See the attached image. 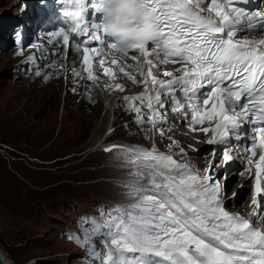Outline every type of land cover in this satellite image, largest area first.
<instances>
[{
  "label": "snow or ice",
  "instance_id": "6c2138e0",
  "mask_svg": "<svg viewBox=\"0 0 264 264\" xmlns=\"http://www.w3.org/2000/svg\"><path fill=\"white\" fill-rule=\"evenodd\" d=\"M247 2L56 0L60 25L39 47L65 61L74 48L82 70L56 60L48 67L71 72L78 86L85 79L99 83L94 65L108 78L106 89L127 91L116 82L120 74L143 86L141 93L123 96L126 110L144 138L171 141L166 153L105 148L124 153L135 179L124 185L132 202L109 210L103 223L93 221L80 242L100 264H264V228L255 226L264 220V11L247 10ZM74 38L80 39L73 45ZM50 78L45 75V82ZM169 113L189 132L210 134L206 142L222 146L221 159L213 151V163L204 169L187 162L180 141L168 135ZM237 157L247 161L246 171L254 168V219L227 210L226 176L213 174Z\"/></svg>",
  "mask_w": 264,
  "mask_h": 264
},
{
  "label": "rangeland",
  "instance_id": "374dc122",
  "mask_svg": "<svg viewBox=\"0 0 264 264\" xmlns=\"http://www.w3.org/2000/svg\"><path fill=\"white\" fill-rule=\"evenodd\" d=\"M36 3L37 0H0V252L8 264H99L98 260L91 261L82 249L84 246H81L80 242L85 239V233L81 230V227H84L83 221L103 223L109 210L131 203L129 198L121 196L128 192L124 184L129 183L124 180L133 181L135 177L127 179L126 176H114L107 172L110 165L126 162L116 152L119 150L110 154L104 152L108 154L106 157L97 156L95 153L83 155V151L88 148V141L93 137L94 126L101 123L100 134L104 131L106 119L102 120L103 113L106 116L108 114L103 111L102 101L98 102L96 119L91 120V125L83 133H77L74 128L90 119L84 112L75 108L80 97L72 98L70 117L64 118L67 110L64 106L68 99L65 72L58 81L62 88L55 96V104L47 103L48 91L42 93L41 97L40 93L35 92L34 89L44 86V83L34 80L35 73L42 71V68H38L36 64L34 68L30 64L24 65L21 60V57L31 54L34 46L23 49L20 54L19 50L13 48L11 32L19 27L20 20L25 26L32 22L27 18L35 12ZM70 56L72 55L69 54L67 61L63 57L64 62H68ZM36 77L38 78V75ZM137 88L141 89L143 86H136L133 90ZM19 93L21 96L15 98ZM87 103L92 106L96 102L87 100ZM26 105L43 107V112L31 119L34 127L19 125L21 109ZM52 109L55 114L53 129L38 151H47L48 144L56 138L63 141L74 138L77 144L65 149L51 145L50 151L41 154L30 149L26 143L32 136H41L44 124H47L45 120L48 112ZM131 117L132 115L120 117V120L114 122L116 131L107 137V143H123L124 137H131L130 134L123 136L120 131L121 124L132 120ZM112 118L113 115L110 120ZM61 120L65 121L67 128H63V134L58 136ZM158 137L157 135L156 138L152 136L151 139L142 140L146 141L147 149H152L157 146ZM209 151L210 149L205 148L197 155L200 157ZM69 155L73 157L58 160L50 165L37 163L50 162ZM216 158L221 159L220 152H217ZM31 159L35 160L30 161ZM233 170V167L227 168L218 176H227ZM115 179H123L124 182H115ZM234 182L232 179L231 189ZM115 188L117 192L120 188L117 195ZM232 193L230 192L229 198ZM245 199L238 203L240 208L236 211L245 210L242 209ZM238 205L234 204V207Z\"/></svg>",
  "mask_w": 264,
  "mask_h": 264
},
{
  "label": "bare ground",
  "instance_id": "6f19581e",
  "mask_svg": "<svg viewBox=\"0 0 264 264\" xmlns=\"http://www.w3.org/2000/svg\"><path fill=\"white\" fill-rule=\"evenodd\" d=\"M262 8H264V7H262ZM29 16L30 17L27 18L28 20H31L32 22L37 20L36 19L37 16H36L34 11ZM20 21L22 22V20H20ZM21 22H20V24H21ZM42 45H46V43H43ZM39 46H40V44L37 45L36 47L32 46L33 48H32L31 54L29 56L21 57V60H22L24 65H29L30 64V65H33V68H34L35 67L34 64H36L38 66V68L39 67L42 68V71L39 72L40 75H38V78L36 77V75H37L36 73L37 72L35 73L34 80L37 83H39V82L44 83V86H42L40 89H34V90H35L36 93H38V94L40 93L39 97H41L42 93H44L45 91H48L49 94H48V98L46 99V101H47L48 104L51 105V104H55V102H56L55 96L57 95V92H59L61 90V88H62V85L58 81L61 79V77L63 75V71L59 70V68H57V69L49 68L48 67L49 63L52 62L53 60H56L57 65H62V64L67 63V66L69 68L75 66L77 68V70H82V66L80 64L81 54L80 53H72V52H70L69 54H71L72 56H70L68 62H64V59H63L62 56H60L57 59V57L52 56L50 53L44 52ZM47 47L51 48V46H47ZM19 53L21 54V51ZM94 67L96 69V74L100 76V81L96 85H92L90 82H87L86 79H85V80H81L79 82V86H78L77 83H76V80L73 77V75L71 74V72L66 73V80H67V84L66 85L68 87V89H67L68 99L66 100L65 106H64L65 108H67V110L65 111V114H64V118L70 117L69 113H70L71 110L69 111V107H70V104L72 103V101H71L72 98L73 97H80L79 103L76 104V107L75 106L74 107L77 108L79 111L84 112L86 114V116H88V118L90 119V120L88 119L89 121L85 122L84 124L77 125L74 128V132L76 131L77 133L78 132H82L83 133V131H85V129H87L91 125V123H92L91 120L92 119L93 120L96 119L95 117L97 116V109H98V105H99L98 102L99 101L103 102V111L104 112L107 111V114H108L106 116L105 113H103L105 116L103 115V119L102 120L106 119V122L103 125L105 127H104V131H103L102 134H100V129L102 127L101 123H100L99 126H97V125L94 126V131H93V134H92L93 137H92V139H90L88 141V143H87L88 144V148L85 151H83V155L95 153L97 156L106 157L108 154L104 153L102 150H105V148L110 147L112 145H119V146H124V147L138 146V147L147 149L146 148L147 147L146 146V141L142 140V139H145L144 138V134L139 131L138 126L134 123V115L131 114L128 110H126V108L124 106V101H123V96H125V95H128V96L137 95V94H139V91L141 89L137 88L136 90H133V89H135L136 85H133L130 81H128L123 76V74H120L118 83H123L125 85L127 91L121 93V92H116V91H113V90L106 89L105 88V84H106V82H109L108 78L104 77L102 75V72L99 70V66L98 65H94ZM168 68L171 69L172 67L168 66ZM45 75H50V77H51L50 79L47 80V82H45V79H44ZM38 86H40V85H38ZM89 88L91 89L90 93L88 92ZM73 89H76V90L73 91ZM89 94L91 95V100L96 102L92 106H89V104L87 103V100H89L88 99V95ZM19 96H21V93L17 94L15 96V98H19ZM42 110H43V107L35 108L33 105L24 106V108L21 109V115H19L20 116V118L18 119L19 125L22 126V127L27 126V125H29L30 127H34V123H33V121L31 119H34L33 117H35V116L39 115L40 113H42L43 112ZM145 111H146V109H145ZM48 114L49 115H48L47 119L45 120V122L47 124H44V128L45 129L42 127L43 131H44V132H42V134L44 133V135L41 134V136H32V137L29 138L28 142L26 143L27 145L30 146V149H32L33 151L40 152L41 154H46L47 151L51 150L50 149L51 145H55L53 147L58 146L57 148L60 147V149H65V148H68V147H71V146H74L75 144H77V143H75L76 139H74V138H71V139H68V140L65 139L66 141H63L61 139H57L56 138L55 140H53V142L48 144L49 148L47 149V151H46V149H44L42 151H38V148L44 142H46L47 137H49V134L51 133V131L53 129V124H54L53 121L55 119L54 110L53 109L50 110L48 112ZM77 115H80V114H77ZM112 115H113V118L110 120ZM129 115H132V117H131L132 120H130V121L128 120L127 123L121 124L120 131L123 132V136L130 134L131 137H129V138L124 137L123 140H125V141L123 143H118V142H116V143H107V140H106L107 137L112 135L116 131L114 129V127H113L114 124H115L114 122L117 119H119L120 117L121 118H126ZM170 120L173 121V122L176 121L175 117H170ZM63 128H67V126H66L65 121L61 120L60 126H59L58 136L60 134H63L62 133L63 132ZM196 133L200 134L201 132H196ZM168 135L173 137V138H175L176 140H180L181 141V143H182L181 147H183L184 150L188 154V161L187 162L195 165L196 167H198L200 169H204V168L208 167L211 163H213L214 158L211 159V156H210L209 153H207V154L204 153L202 156L198 157L197 153H200L201 151H204L205 148L201 149V150H196V151L192 150L194 148L200 147L203 143H205L207 141V139L210 137V135L209 136L202 135L201 138H203V141L201 143L197 144L198 136H194V137L180 136L179 129L176 127V125H173V129H172L171 132L168 133ZM153 137L156 138L157 135H153ZM141 141H143V142L141 143ZM79 142H81V141H79ZM156 142H157V146H154V144H153V146L156 149H158L160 152H165L166 153V152L169 151L168 145L171 143V141L169 139L161 138L159 136L156 139ZM115 150H119V151H116V152H118L120 158H124L125 159L124 153L119 148H117ZM175 151L178 152L179 149H176ZM112 152L113 151H111V153ZM80 154H82V153H80ZM80 154H73V155L77 156V155H80ZM109 154H110V152H109ZM221 155H222V153L220 154V157H221ZM70 157H73V156L69 155V157H65V158H61V159H54V160H52L50 162L39 161L37 163H46V164L50 165L52 163L57 162L58 160H63V159L70 158ZM215 159L217 160L216 157H215ZM33 160H35V159H31L30 161H33ZM234 160L231 163L235 162ZM232 165L233 164H230L228 167H230ZM233 167H238V165H233ZM226 169L227 168H225L223 165H221L220 167L215 168L216 172L213 173V174L218 176V174L221 171L226 170ZM133 170H134V166L132 164H129V163L125 162V163H116V164L110 165V169L107 172L113 174L114 176H119L120 177V176L123 175V176H126V178H127V177H133L131 175ZM239 173H240V170L238 172H236V173L231 172L230 174H228L226 176V180L224 181V189H225V193H226V196H227V199H226L225 203L227 204L226 208H227L228 211H231V210L236 211L237 209L240 208V204L237 207H234V208H233V205L235 204V200L237 199V197L242 196L244 191H245V189H246V183L247 182H243L242 178L241 179L239 178V180L237 179V175ZM232 179H234L235 183H236L235 188L233 189V192L236 193V196L235 197L232 196L231 198H229V194L232 191V189L230 188L231 185H232ZM114 181L115 182H124V181H126L128 183L132 182V181H128V180H124L123 181V179H115ZM240 182H243V184L240 185V187L237 188V186H238V184ZM77 190L79 191V189H77ZM116 190H117V188H115V191ZM74 191H76V190H74ZM119 191H120V188H119ZM118 192L116 191L115 195H117ZM121 197L128 198L126 194L125 195L123 194ZM242 203H244V202H242ZM242 207L245 210L242 211L240 209L237 212H239L241 215H243L245 217H248V219H254L250 215L251 211L253 210L252 206L246 207L245 205H243ZM261 214L264 215V207L263 206L261 207ZM260 222L263 224L264 220H262ZM0 258L2 259V261L5 264H8L7 260L3 257L1 252H0Z\"/></svg>",
  "mask_w": 264,
  "mask_h": 264
},
{
  "label": "trees",
  "instance_id": "16d2710c",
  "mask_svg": "<svg viewBox=\"0 0 264 264\" xmlns=\"http://www.w3.org/2000/svg\"><path fill=\"white\" fill-rule=\"evenodd\" d=\"M204 148H205L204 146H201L199 150L204 149ZM230 167H232V166H230ZM230 167H227V168H230ZM246 193H247V189H245L242 196L237 197V199L235 200L236 205H238V203H240L243 200V197L246 195Z\"/></svg>",
  "mask_w": 264,
  "mask_h": 264
},
{
  "label": "water",
  "instance_id": "95a60500",
  "mask_svg": "<svg viewBox=\"0 0 264 264\" xmlns=\"http://www.w3.org/2000/svg\"><path fill=\"white\" fill-rule=\"evenodd\" d=\"M0 264H5L3 261H2V259L0 258Z\"/></svg>",
  "mask_w": 264,
  "mask_h": 264
}]
</instances>
